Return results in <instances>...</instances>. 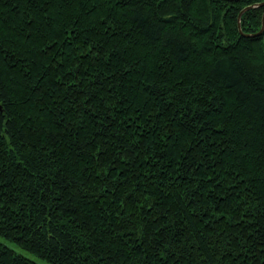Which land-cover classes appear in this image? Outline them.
<instances>
[{
	"label": "trees",
	"instance_id": "16d2710c",
	"mask_svg": "<svg viewBox=\"0 0 264 264\" xmlns=\"http://www.w3.org/2000/svg\"><path fill=\"white\" fill-rule=\"evenodd\" d=\"M263 3L0 0V237L50 264H264Z\"/></svg>",
	"mask_w": 264,
	"mask_h": 264
},
{
	"label": "rangeland",
	"instance_id": "374dc122",
	"mask_svg": "<svg viewBox=\"0 0 264 264\" xmlns=\"http://www.w3.org/2000/svg\"><path fill=\"white\" fill-rule=\"evenodd\" d=\"M0 243L2 245L6 246L7 248L13 250L16 254L21 255V256L35 262L36 264H50L47 261L42 260V259L30 254L29 252L21 249L20 247L15 245L13 242H11L5 238L0 237Z\"/></svg>",
	"mask_w": 264,
	"mask_h": 264
},
{
	"label": "water",
	"instance_id": "95a60500",
	"mask_svg": "<svg viewBox=\"0 0 264 264\" xmlns=\"http://www.w3.org/2000/svg\"><path fill=\"white\" fill-rule=\"evenodd\" d=\"M230 1H238V0H230ZM262 6H264V3L263 4H259V5H256L255 7H262ZM247 9H249V8H247ZM246 9V10H247ZM243 13V12H242ZM241 13V14H242ZM240 14V15H241ZM240 17V16H239ZM264 28V15H263V18H262V29ZM238 29H239V32L241 33V28H240V21L238 20ZM261 33V32H260ZM260 33H258V34H256L255 36H257V35H259ZM247 37H250V36H247Z\"/></svg>",
	"mask_w": 264,
	"mask_h": 264
}]
</instances>
